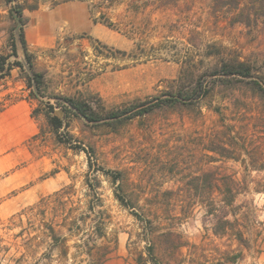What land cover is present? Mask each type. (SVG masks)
Returning a JSON list of instances; mask_svg holds the SVG:
<instances>
[{
    "label": "rangeland",
    "instance_id": "obj_1",
    "mask_svg": "<svg viewBox=\"0 0 264 264\" xmlns=\"http://www.w3.org/2000/svg\"><path fill=\"white\" fill-rule=\"evenodd\" d=\"M16 5L23 8L27 48L44 74V100L85 97L116 110L165 97L182 67L209 89L193 108H158L109 126L72 118L69 130L82 147H92L98 164L124 173L135 211L187 243L169 264H264V102L245 83L230 88L207 75L220 56L249 61L253 79L264 75V11L255 19L247 0L238 8L214 0H0L2 53L10 51ZM89 5L105 17L96 14L94 22ZM28 93L19 68L0 79V264H87L80 235L68 236L61 255L46 242L28 241L37 233H27L31 215L7 220L70 183L73 200L85 204V152L56 140L43 104ZM99 179L108 213L104 243L114 247L104 264H151L144 223L116 200L107 177ZM216 184L233 195L234 214L227 217L234 230L224 234L215 232L207 211L208 200L223 197ZM237 229L243 243L232 235Z\"/></svg>",
    "mask_w": 264,
    "mask_h": 264
},
{
    "label": "trees",
    "instance_id": "obj_2",
    "mask_svg": "<svg viewBox=\"0 0 264 264\" xmlns=\"http://www.w3.org/2000/svg\"><path fill=\"white\" fill-rule=\"evenodd\" d=\"M214 1H216L217 5L219 4L218 6L228 5L231 8H238L239 4L246 0ZM247 3L250 5L255 19L264 11V0H247ZM100 8L98 5L88 6L89 15L94 22L97 21L96 14H99L100 18L105 17V12L101 11ZM11 11L17 16V19H15L13 15V19L15 24L18 25L19 40L27 68L18 57L14 29L10 38V51L8 53L0 52V79L10 76L11 71L15 67L19 68L25 85L29 89L28 96L31 99L38 100L44 106L41 112L44 115L48 129L58 142L67 144L74 150L80 149L85 152L87 170L83 174L82 181L83 195L85 197L83 208L73 200L74 185L70 183L51 194L41 197L36 203L13 214L7 220L18 218L21 221L22 215H31L34 219L29 221L28 232H26L30 234L29 231L32 229L33 232L37 233L29 235L28 241L34 247H39L42 242H46L49 251L58 248L61 251V255H65L69 248L67 245L68 236L73 234L76 236L80 235L78 246L82 247L86 255L87 264H104L114 249V247L110 248L104 243L108 213L104 208L99 192L101 185L99 174L104 175L113 185L116 200L125 208L130 209L144 223L142 229L147 252L145 260L151 262V264H169V259L175 257L176 254L181 255V249L187 243L181 240L178 233L170 230H160L151 218L144 217L141 213L139 214L135 211L134 203L127 196V178L124 173L98 164L96 159L93 158L92 147L86 149L82 147L81 142L70 132V121L72 118H78L85 122L94 124L101 122L100 125L109 126L115 123H123L136 117L146 116L158 108H172L176 105L193 108L198 99L209 93V89H204L200 80L192 81V74L186 73V68L182 67L177 78L178 85L176 89L171 90L165 97H154L149 101L132 103L116 110H108L100 103L93 105L85 97L54 94L52 98L55 101L44 100V74L35 67L33 55L27 48L23 31V8L20 5H16ZM249 17L250 15L247 16V18ZM104 23L107 26L112 24L109 21H104ZM252 70L253 66L247 60H241L237 56H220L217 64L207 75L214 77L215 83L227 87L230 86V88L237 83H245L264 102V75L253 79ZM40 109V107L34 108L31 111V116H35ZM42 132L43 130L40 128L33 137L37 138ZM210 186L212 188V185ZM214 188L222 192L223 197L219 199V202L213 199L208 200L207 211L216 220L215 232L224 234L228 228L234 230L232 221L227 217L234 214L232 190L228 185L225 186V190H221V187L217 184L214 185ZM35 220H38L37 224ZM232 235L239 243H243V233L240 230L233 231ZM166 252H168L167 256L169 257L163 263L162 260L166 256ZM41 257L45 259L51 258V253L43 252ZM139 258L140 262L144 259L142 254H140Z\"/></svg>",
    "mask_w": 264,
    "mask_h": 264
},
{
    "label": "water",
    "instance_id": "obj_3",
    "mask_svg": "<svg viewBox=\"0 0 264 264\" xmlns=\"http://www.w3.org/2000/svg\"><path fill=\"white\" fill-rule=\"evenodd\" d=\"M14 17H15V19H17L16 14H14ZM15 36H16V40H17V47H18L19 52H20V58H21V61H22V63L24 64V66L27 68L26 61H25V58H24V55H23V52H22L21 43H20V40H19V35H18V25H17L16 28H15Z\"/></svg>",
    "mask_w": 264,
    "mask_h": 264
}]
</instances>
